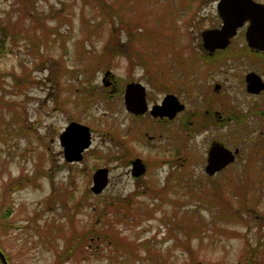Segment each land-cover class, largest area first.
<instances>
[{
    "label": "rangeland",
    "instance_id": "rangeland-1",
    "mask_svg": "<svg viewBox=\"0 0 264 264\" xmlns=\"http://www.w3.org/2000/svg\"><path fill=\"white\" fill-rule=\"evenodd\" d=\"M203 3L0 0V251L8 264H264V113L252 114L264 96L247 93L242 79L264 70L240 60L239 86L209 72L198 59L200 31L218 19L213 2ZM130 81L146 86L150 103L174 92L191 109L204 107L218 81L239 92L247 117L181 139L187 130L176 121L132 119L122 95ZM70 121L87 125L92 139L75 162L58 140ZM212 137L239 153L209 175ZM134 157L148 167L136 178ZM99 167L109 181L94 194ZM112 231L118 247L92 237Z\"/></svg>",
    "mask_w": 264,
    "mask_h": 264
},
{
    "label": "flooded vegetation",
    "instance_id": "flooded-vegetation-1",
    "mask_svg": "<svg viewBox=\"0 0 264 264\" xmlns=\"http://www.w3.org/2000/svg\"><path fill=\"white\" fill-rule=\"evenodd\" d=\"M219 1L220 0H204V3H203L204 6L208 5V7L211 4V2H213L212 7H214L216 10L218 20H216V22L213 20L208 22L209 24L207 25V27L200 31L201 41L199 43L200 44L199 46H200V49H202L203 53H201L202 55L199 56L198 59L201 63L205 64L207 68H209V72L214 71L216 74L218 73H220V75L223 74L225 76V79L223 80V82L227 80L226 78L227 76H230L231 78L237 81L238 86H239V61L248 60L249 63L250 62L252 63V65H256L258 68L264 70V49H253L249 47L245 39V31H246L247 25L249 24L248 21L245 22L242 26L237 28L235 35L231 37L226 47L215 48L212 51H209L204 47V43H203L202 35H201L202 31L206 29L220 28L222 25V20L217 11V6H218ZM255 1H258V0H255ZM258 2H262V1H258ZM188 4H190V2H188ZM250 73L256 74L260 78L261 82H264V72L262 71L259 72L256 69H250L246 73H244L242 76L243 82L245 84V91L249 94H252L253 96L255 95L264 96V87L262 89H259L256 92H249L247 90V75ZM261 82L259 83L261 84ZM131 83H139L141 84V86H143V89H144L143 98H144L147 108L145 111L141 113H134L132 111H129L126 108L124 95L126 92L127 85ZM105 84L110 86L112 90H114L115 85H116V79H114V77H111L110 75L109 80H105ZM224 87L225 86L223 85V83H220L218 81L214 82L212 85V90L211 89L210 91L207 90L204 96H202L204 107L202 108L194 107L192 109L187 106L182 96H180L179 94L177 95L174 92H167L158 101H155L154 103H150L148 99L147 88L144 84H142L139 81H130L126 83L124 86L122 95H123V102H124L125 109L131 115L132 119L141 120L143 119L144 116L148 115V117L151 118L150 121H154L158 125H166V126L176 121L175 122L176 124H180V126L184 128V130L185 129L187 130L185 135L184 134L181 135V139H182V138H185L186 135L189 137H193L195 136L196 133H200L202 131L204 132L209 131L210 129L212 130L211 127L213 126L221 129V128L226 127L231 122H235L239 124V122H242L243 119L247 117L245 113H242L239 115V111H238L239 101H236V98L237 99L239 98V92H238V95L229 94L226 91H224ZM179 88L180 90H184L183 92L188 90L186 88L184 89L181 87ZM133 89L139 91V89L136 86H134ZM169 95L173 96L174 100L169 99L167 100V102L169 105H172L171 101H175L176 104L174 102L172 105L174 106L173 107L174 109H172L171 107L170 108L165 107L163 109V115L161 114H158L156 116L152 115L151 110L153 106H163L165 97ZM260 100H261L260 102L259 101L256 102V103H259L258 105L260 109L257 106H254V109H252V114L254 115H256V113L259 112V110L261 111V114L264 113V97H261ZM229 101L231 104L227 106V103ZM179 105H181L182 107L178 108ZM262 129H264V125L262 126ZM144 135L148 137L149 140H153L155 138V136L148 135L147 133H144ZM215 144L223 145L224 147L231 150L234 153V160L237 154L239 153V148L237 149V147H235L234 149H230L229 147L225 146V144L221 141V139H219L218 137H212L211 142L206 150V161L204 165V171H205V166L207 164V158H208L209 151ZM88 148H86L84 151L88 150ZM62 151H63V148H62ZM235 151L237 152L235 153ZM83 152H82V156H83ZM180 158L181 157H177L176 161H179ZM184 158L185 157H183V159ZM137 159L140 160L138 164L143 165V169H144L143 173L140 174L139 176H142L148 168L147 164L143 162L140 157L132 158L129 162L130 175L135 178L139 177V176H133L132 174L134 170L133 162H135ZM228 165L229 164L225 165L219 170H216L215 172H213L212 175L221 172ZM138 170L139 169H135L136 171L135 173H138Z\"/></svg>",
    "mask_w": 264,
    "mask_h": 264
},
{
    "label": "water",
    "instance_id": "water-1",
    "mask_svg": "<svg viewBox=\"0 0 264 264\" xmlns=\"http://www.w3.org/2000/svg\"><path fill=\"white\" fill-rule=\"evenodd\" d=\"M217 11L222 20L221 27L206 29L201 33L204 47L207 50L212 51L215 48L226 47L231 37L235 35L237 28L247 21L249 24L245 31V39L249 47L253 49H264V2L255 0H220ZM108 74L109 71L104 73L105 76ZM259 82H261V80L256 74H248L247 90L249 92H256L262 89L264 87V82H261V84ZM134 86H136L139 91L133 89ZM143 91V86L139 83L127 85L124 99L126 108L129 111L141 113L146 110L147 106L143 98ZM169 99L174 100V97L171 95L165 97L163 106H153L151 110L152 115H163V109L165 107L174 109L172 105L175 101H171L172 105H169L167 102ZM181 107V105L178 106V108ZM58 140L60 146L63 148V157L67 162L80 161L83 157L82 152L91 144V131L85 124L71 121L61 131ZM236 152L237 151H235V153ZM233 160L234 153L231 150L223 145L215 144L209 151L205 172L211 175L216 170L233 162ZM139 162V159L133 162V176H139L144 171L143 165L138 164ZM135 169H139L138 173H135ZM108 174L109 171L107 167L97 168L93 172L90 189L94 194L102 192L107 186L109 181ZM0 260L2 264H8L1 251Z\"/></svg>",
    "mask_w": 264,
    "mask_h": 264
},
{
    "label": "trees",
    "instance_id": "trees-1",
    "mask_svg": "<svg viewBox=\"0 0 264 264\" xmlns=\"http://www.w3.org/2000/svg\"><path fill=\"white\" fill-rule=\"evenodd\" d=\"M21 184V183H20ZM20 184H18V185H16L15 183L14 184H12V185H10L11 186V188L13 189V190H16L18 187H19V185ZM112 204H114V202L113 203H111V205ZM106 206H104V207H106L104 210H100V212H101V214L103 213V211L104 212H108V211H106L107 210V207L109 206L110 207V204H109V202H107L106 204H105ZM122 207H126L125 205H122ZM121 207V208H122ZM106 219V218H105ZM119 220H120V218H118ZM92 232V231H91ZM91 232H89V231H87L84 235H82V237H83V239L85 238V239H88V236H90L92 233ZM92 237H94V239H95V237L96 238H98V239H103V240H108V244H114L116 247H118L119 245V243H120V237H118L116 234H114V231H112L111 233H98L96 236H95V234L94 235H92ZM189 239V238H188ZM81 238L79 237V243L81 242ZM84 245V244H83ZM121 246H125V244L124 245H121ZM71 248H72V246H67V248H66V250H71ZM84 248L85 249H87L86 248V246L84 245ZM252 254L254 255V253L253 252H251L249 255H251L252 256ZM256 260H258V259H256ZM250 261V260H249ZM189 264H200V263H197L196 261H195V259H193V260H191V262L189 263ZM246 264H249V263H246Z\"/></svg>",
    "mask_w": 264,
    "mask_h": 264
}]
</instances>
